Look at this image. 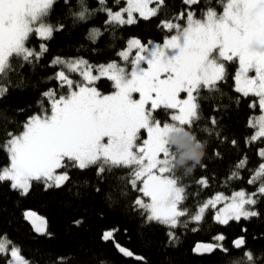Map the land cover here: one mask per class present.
Returning a JSON list of instances; mask_svg holds the SVG:
<instances>
[{"label":"snow or ice","instance_id":"snow-or-ice-1","mask_svg":"<svg viewBox=\"0 0 264 264\" xmlns=\"http://www.w3.org/2000/svg\"><path fill=\"white\" fill-rule=\"evenodd\" d=\"M153 2L126 0V6L113 11L107 0H99L97 9H90L86 0H79L78 10L73 11L71 0H63L74 23L85 22L99 11L107 14L106 25H132L140 18L148 20L164 4V0H155L157 7L150 8ZM219 2L223 7L220 13L209 7L199 19L191 11L186 17H174L176 21L185 19L183 25L162 21L169 32L174 31L162 45L153 41L145 45L139 39H131L126 50L118 53L128 62L132 50H136L131 68L115 61L94 66L83 58L56 57L52 63L63 68L49 79L57 80L66 94L52 88L42 92L36 101L38 111L27 115L22 131H7L0 148L6 152L9 163L0 167V183L8 182L11 189L27 196L35 184H42L45 190L61 189L71 182L73 170L95 169L97 177L104 178L113 170L128 169L127 175L120 177L126 181L124 195L128 196L129 191L141 194L129 200L130 207L143 217L145 224L166 226L169 243L179 239L173 229L201 222L210 210H215L214 220L223 225L260 216L256 206L264 200V163L248 180L249 184H257L259 179L255 191L217 193L214 198L198 203L193 212L184 203L188 197L186 185L175 168L177 152L168 141L169 134L179 137L185 131H191L197 138L192 129L202 118L204 101L212 104L213 111L227 107L214 101L225 95L221 84L228 80L230 64L238 65L232 77L234 91L240 94L235 99L236 105L240 104V97H255L248 107H258L261 113L249 119V126L257 128L250 140L264 138V53L254 51L257 45L264 47V0ZM57 3L58 0H0V80L17 72V64L20 68L28 65L34 69L48 51L45 43L39 44V50L29 46L33 34L47 41L54 32L65 29L60 19L55 23L48 21ZM184 3L194 5L198 0ZM102 34L100 29L90 30V35L96 38ZM65 68L78 73L81 79L70 78ZM101 77L111 81L115 91L110 94L99 91L95 82ZM7 91L0 83V98ZM182 93L185 98H181ZM134 94H138V99ZM157 109L174 111L168 113L170 119L162 120L153 115ZM211 123H218L215 116L211 117ZM141 130L146 132V138H142ZM232 144L236 141L232 140ZM259 155L264 157V149ZM245 163L246 159L237 168ZM188 173L191 172L184 175ZM237 176L234 171L232 177ZM198 183L207 186L206 179ZM24 216L37 233L50 235L44 218L32 211H26ZM115 231H105L101 239L115 243ZM224 238L216 237L221 241ZM11 243L6 238L0 239V254L9 251L11 254L7 264H28L17 246L9 248ZM233 243L236 249H241L246 241L240 236ZM115 246L125 256L133 255L119 243ZM213 247L198 245L194 251L200 252L202 248L212 251ZM255 261L253 253L246 250L243 258L233 264H255Z\"/></svg>","mask_w":264,"mask_h":264},{"label":"trees","instance_id":"trees-1","mask_svg":"<svg viewBox=\"0 0 264 264\" xmlns=\"http://www.w3.org/2000/svg\"><path fill=\"white\" fill-rule=\"evenodd\" d=\"M86 2L90 9L100 7L99 0ZM71 3L72 10H78L79 0H71ZM107 6L119 11L126 2L119 0L117 4L116 0H107ZM209 7L218 13L223 9L219 0H198L194 5H187L184 0H164L157 15L148 20L140 18L132 25H106L107 14L99 11L85 22L74 23L63 0H58L48 21L55 23L60 19L65 29L54 32L47 41H41L33 34L29 46L39 50V44L45 43L48 51L34 69L28 65L20 68L17 64V72L0 80L8 88L5 96L0 98V144L6 139L7 131H22L27 115L38 111L36 101L42 92L52 88L66 94V89L60 88L57 80L49 79L63 68L52 63L56 57L83 58L94 66L113 61L121 64L118 53L127 48L131 39H139L145 45L148 41L163 44L174 31L169 32L162 21L172 20L183 25L185 19L176 21L174 17H186L191 11L196 18H202ZM93 28L100 29L103 34L98 38L91 36ZM236 67L237 64L229 65L228 80L221 84L225 95L214 101L227 107L213 111L212 104L204 101L202 118L192 129L197 139L207 145L201 163L203 167L198 165L187 175L182 170L177 173L186 185L188 197L184 203L193 212L198 203L217 193L231 195L241 189L251 192L259 184V179L257 184H249L248 180L264 162V157L259 155L264 149V138L250 140L256 131L249 126V119L259 116L260 110L248 107L257 99L255 97H240V104L236 105L235 99L240 96L234 91L232 78ZM69 76L78 79L74 74ZM95 86L104 94L115 90L107 78H100ZM19 109L25 111L19 112ZM171 112L157 109L153 115L162 120L170 119L168 113ZM212 116L217 118L216 125L211 123ZM232 140L236 141L235 145ZM245 159L243 167L237 168ZM8 163L6 152L0 148V167ZM234 171L238 173L237 177H232ZM127 172L128 169H117L99 178L95 169L73 170L71 182L61 189L45 190L42 184H35L27 196L11 189L8 182L0 183V239L10 240V248L17 246L28 264H233L243 258L246 250L253 253L255 264H264V200L256 206L260 216L248 221H230L228 225L217 223L210 210L201 222H190L187 228L173 229L179 239L169 243L166 226L154 222L145 224L143 217L130 207L129 200L141 194L129 191L128 196L124 195L126 181L120 177L126 176ZM202 178L207 180V186L198 183ZM26 211L44 218L48 225L46 232L50 235L37 233L25 219ZM108 230H116L115 243L131 251V257L121 253L113 241L101 239ZM220 235L225 237L224 240L216 239ZM240 236H244L246 243L243 248L236 249L233 242ZM209 244L214 246L212 251L203 248V251H194L198 245ZM137 256L142 259L137 260ZM8 260L7 254H0V264H7Z\"/></svg>","mask_w":264,"mask_h":264},{"label":"clouds","instance_id":"clouds-1","mask_svg":"<svg viewBox=\"0 0 264 264\" xmlns=\"http://www.w3.org/2000/svg\"><path fill=\"white\" fill-rule=\"evenodd\" d=\"M254 51L264 53V47L257 45L254 47ZM168 141L170 147L177 152L175 160L177 171H194L206 156V143L194 138L191 131H185L179 137L175 133L169 134Z\"/></svg>","mask_w":264,"mask_h":264},{"label":"rangeland","instance_id":"rangeland-1","mask_svg":"<svg viewBox=\"0 0 264 264\" xmlns=\"http://www.w3.org/2000/svg\"><path fill=\"white\" fill-rule=\"evenodd\" d=\"M125 2H126V0H124ZM188 5V4H187ZM149 7L150 8H155V7H157V3L155 2V0H154V2L152 3V4H150L149 5ZM223 10V9H222ZM222 10H221V12H222ZM220 13V12H219ZM136 16H138V14H135ZM125 18H126V14H125ZM199 19V18H198ZM185 23H186V20H185ZM37 37V36H36ZM162 45V44H161ZM126 50V49H125ZM135 52H136V50L135 49H133L132 50V52H131V54H130V56H129V61L128 62H125L121 57H120V62H121V65H123V66H126V67H128V68H131V63H130V61L133 59V57L135 56ZM146 66V65H145ZM65 70V72H66V74L67 75H71V74H74V75H76L77 77H78V79H81V77H79V74L78 73H75V72H70L68 69H64ZM93 74L94 75H96L97 73L94 71L93 72ZM255 73L253 72V73H250V75H254ZM101 78H106V77H101ZM97 82V81H96ZM95 82V83H96ZM115 91V90H114ZM186 97V94H181V98H185ZM134 98H137L138 99V94H134ZM172 111H174V110H172ZM261 114V113H260ZM258 117V116H257ZM257 117H255V118H257ZM255 118H253V119H255ZM255 129V131H257V128H254ZM141 135H142V138H146V132L144 131V130H141ZM260 152V151H259ZM264 163V162H263ZM211 198H214V196L213 197H211ZM217 207H222V205H217ZM214 211L215 210H213V213H214ZM10 248V247H9ZM7 255H8V257H9V260L11 259V254H10V251L8 252V253H6ZM8 260V261H9Z\"/></svg>","mask_w":264,"mask_h":264},{"label":"water","instance_id":"water-1","mask_svg":"<svg viewBox=\"0 0 264 264\" xmlns=\"http://www.w3.org/2000/svg\"><path fill=\"white\" fill-rule=\"evenodd\" d=\"M201 251H203V250L201 249Z\"/></svg>","mask_w":264,"mask_h":264}]
</instances>
